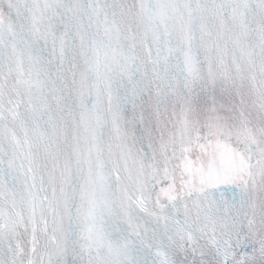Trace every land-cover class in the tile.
<instances>
[{
	"label": "snow or ice",
	"instance_id": "1",
	"mask_svg": "<svg viewBox=\"0 0 264 264\" xmlns=\"http://www.w3.org/2000/svg\"><path fill=\"white\" fill-rule=\"evenodd\" d=\"M0 264H264V0H0Z\"/></svg>",
	"mask_w": 264,
	"mask_h": 264
}]
</instances>
